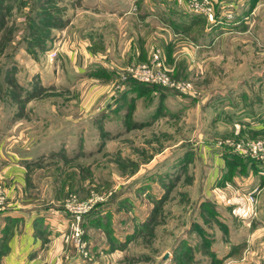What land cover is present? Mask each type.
<instances>
[{"label": "rangeland", "instance_id": "1", "mask_svg": "<svg viewBox=\"0 0 264 264\" xmlns=\"http://www.w3.org/2000/svg\"><path fill=\"white\" fill-rule=\"evenodd\" d=\"M186 6L0 0V212L87 206V255L62 237L87 259L264 264V0L212 1L215 25ZM153 56L189 87L131 92Z\"/></svg>", "mask_w": 264, "mask_h": 264}, {"label": "crops", "instance_id": "2", "mask_svg": "<svg viewBox=\"0 0 264 264\" xmlns=\"http://www.w3.org/2000/svg\"><path fill=\"white\" fill-rule=\"evenodd\" d=\"M4 169L6 174L22 182L21 166L9 165ZM40 206L14 202L0 212V264H113L117 261L118 253H104L103 245L95 251L98 255L93 259L68 248L62 239L69 225L68 216ZM7 229L9 234L4 238Z\"/></svg>", "mask_w": 264, "mask_h": 264}, {"label": "built area", "instance_id": "3", "mask_svg": "<svg viewBox=\"0 0 264 264\" xmlns=\"http://www.w3.org/2000/svg\"><path fill=\"white\" fill-rule=\"evenodd\" d=\"M178 1L187 2L188 6L186 7L191 12L196 13V14L206 15L212 18L211 20L214 23V25L216 24V22H220L222 18V16H220V13L217 16H215L213 13L214 11L212 12V8H213L212 1L214 0H178ZM231 16L232 14H229V12H227L226 14H223L224 19L226 17L228 19ZM55 54H56V51L50 52L48 54L49 59L50 60L53 59ZM163 71H164L163 65L159 61L158 56H153L149 64H146V63L139 64L135 68H133V66L129 67L127 70V75L143 83H154V84H158V85L165 86V87L175 86L181 90H184L185 88L189 87V84L186 82L174 84L173 82H171V80H169L168 76ZM259 145H264V142H259ZM86 209H87V206H83L78 209H75L73 207L72 209L73 211L71 210V208L69 209L73 214L71 221H69L70 226H71L70 229L72 233L71 237L73 241L75 242L77 249L80 248L84 256H86L87 253L84 250L85 243L84 242L82 243L81 241L82 229L80 228L79 220H80V214L84 212ZM39 264H44V263L40 262Z\"/></svg>", "mask_w": 264, "mask_h": 264}, {"label": "trees", "instance_id": "4", "mask_svg": "<svg viewBox=\"0 0 264 264\" xmlns=\"http://www.w3.org/2000/svg\"><path fill=\"white\" fill-rule=\"evenodd\" d=\"M194 17H196V16H194ZM37 20L43 26H48V24H50V25L59 27L61 24H63L59 18H56V16H51L50 13H46L45 16H40V18H37ZM38 34H39V37L42 35L40 32H38ZM39 46H41V47H39L41 49H43V47H44L43 44H40ZM99 70L106 72V69L103 68V66H100ZM96 72H98V71H96ZM97 74H101L100 71ZM153 85H155V84H153ZM130 86H131V88H130L131 92H133V93L135 92L136 93L135 95H137V96L138 95L141 96L144 94L151 93L152 90H150L149 88L153 87V86H149V84L140 83V82H136V81L132 82ZM154 88H158V86L156 85V86H154ZM8 234H9V230L7 229L4 231L3 237L6 238L8 236ZM2 243H4V242H2Z\"/></svg>", "mask_w": 264, "mask_h": 264}]
</instances>
